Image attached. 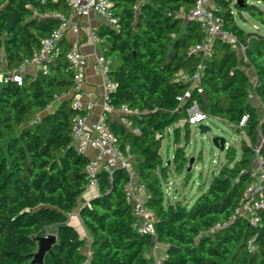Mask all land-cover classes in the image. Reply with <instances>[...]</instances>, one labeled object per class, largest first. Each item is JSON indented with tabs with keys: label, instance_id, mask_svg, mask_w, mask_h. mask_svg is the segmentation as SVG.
<instances>
[{
	"label": "trees",
	"instance_id": "obj_1",
	"mask_svg": "<svg viewBox=\"0 0 264 264\" xmlns=\"http://www.w3.org/2000/svg\"><path fill=\"white\" fill-rule=\"evenodd\" d=\"M193 6L194 0H111L116 24L96 31L109 61L107 78L114 85L107 94L109 107L125 105L137 111L128 117L131 128L107 117L105 122L120 149L128 147L134 158L148 195L144 205L154 215V236L132 227L136 218L123 195L127 176L122 169L99 171L97 194L78 207L86 189L88 159L76 152L71 126L76 114L87 112H77L72 100L63 97L73 86V70L65 57L70 46L48 63L47 74L25 75L21 86L0 79V264H29L37 238L51 228L56 242L44 264H151L147 254L154 241L164 247L161 264H264V209L255 226L239 217L210 232L228 222L239 206L249 183L250 155L260 134L264 136V32L247 31L236 18L246 12L264 25V0H215V14L236 44L215 43L212 58L201 69L203 94L191 91L180 101L201 63L191 52L203 39L201 27L181 16ZM69 12L67 0H0V73L1 57L4 75L15 70L59 26L53 15L66 18ZM63 45L62 39V51ZM231 46L243 47L246 61L237 59ZM239 64L254 71L256 85L249 83ZM249 93L259 97L260 112L248 102ZM193 99L206 116L245 133L251 145L243 142L237 160L228 148L227 164L208 187L201 182L200 195L188 206L179 199L168 202L164 195L160 149L165 131L178 120L184 121L188 136L185 119ZM243 115L248 119L239 127ZM173 161L180 174L186 162L181 148ZM76 208L85 238L69 223L68 215ZM249 239L254 240L252 253L247 251Z\"/></svg>",
	"mask_w": 264,
	"mask_h": 264
},
{
	"label": "built area",
	"instance_id": "obj_2",
	"mask_svg": "<svg viewBox=\"0 0 264 264\" xmlns=\"http://www.w3.org/2000/svg\"><path fill=\"white\" fill-rule=\"evenodd\" d=\"M67 4L71 11L78 17L87 16L91 12H96L106 19L107 25L114 26L116 24V20L110 13L111 0H67ZM181 16L187 21L194 20L199 23L203 33V39L191 47V52L200 56L201 63L189 78L190 88L180 98V101L190 97L191 91L197 95L203 94V88L200 85L201 69L205 61L212 58L215 43L223 41L231 45L236 44L235 37L223 29L222 19L215 14L214 6H210L208 0H194V6L191 11L187 14L182 12ZM53 17L60 21L59 26L41 41L38 51L30 59L23 61L18 68L3 75L1 79H4L5 82L11 80L18 86H21L25 75L48 73L47 65L62 52L60 41L70 28V22L63 15L56 13ZM73 30L76 31L77 29L73 28ZM252 31L264 32V25L257 24ZM89 37L92 42L96 44L100 43V39L96 33H90ZM238 49L246 61L243 47L239 46ZM65 57L73 70V86L70 92L63 97H72V108L80 112L82 111L81 97L84 95L83 71L86 66V59L80 53L77 43L70 45ZM97 63L105 81V89L108 92L114 88V85L107 78L109 61L106 60L103 54H100L97 57ZM30 69H33V73L29 72ZM255 77L253 75V79ZM254 82L253 85H256L257 80L255 79ZM256 97L260 102L259 97ZM107 110L122 114L121 124L127 128L132 127V122L128 117L137 114V111L129 109L125 105L118 108L108 107ZM207 117L201 111L198 100L193 99L187 109L185 121L190 126H195L202 124L207 120ZM247 119L248 115H243L238 126L244 127ZM132 132L138 133V130L132 128ZM71 139L76 152L88 159V163L84 169L87 177L85 192L90 189H97L95 175L99 171H106L112 174L116 168L124 170L127 180L123 187V195L126 202L131 205L132 214L136 218V222L132 227L139 234L154 236L152 225L154 215L144 205L145 200L148 198L145 186L137 177V172L133 167L134 160L129 154V148L126 147L124 151L120 149L118 139L109 130L105 122V117H100L96 123H89L87 116L76 114L72 119ZM262 149H264V136L260 134L259 142L253 149L255 161L248 170L249 183L242 193L239 206L235 209L228 222L211 228L210 232L225 227L229 222L235 221L239 217L245 218L249 224L254 226L260 222L258 212L264 209V155L261 154ZM90 151H94V154L91 156L89 155ZM254 249V240L249 239L247 241V251L252 253Z\"/></svg>",
	"mask_w": 264,
	"mask_h": 264
},
{
	"label": "rangeland",
	"instance_id": "obj_3",
	"mask_svg": "<svg viewBox=\"0 0 264 264\" xmlns=\"http://www.w3.org/2000/svg\"><path fill=\"white\" fill-rule=\"evenodd\" d=\"M247 2L251 3L252 0H247ZM236 18L238 24L247 31L252 30L254 26L257 25L254 19L246 12L239 13ZM219 46L220 45L218 44L217 47ZM231 47L232 50H234L237 59L245 60L238 48H235V46ZM62 53L64 54L65 51L63 50ZM239 67L245 71L249 83L253 85L256 79V77L253 79V75H255L254 71L242 64H239ZM2 71H5L4 66H2ZM1 77L2 75L0 73V79ZM248 102L258 112L261 111V103L257 100L256 96H252V94L249 93ZM52 109L53 107L48 109V111H51ZM184 124L183 120H178L165 131L160 149L163 167L162 171L165 172V176L160 179L164 195L168 202H173L175 199H179L188 206H191L200 195L199 187L201 182H204L205 187H208L213 176L216 175L223 165H226L228 162L226 151L220 152L212 145L211 139L213 137H221L225 139V146L233 150L234 158L236 160L242 156L243 142L246 145H251V142L245 133L239 134L233 131L224 121L217 117H207V120L202 124H197L195 126L189 125L187 137H185L186 132ZM199 125L208 127L209 131L201 134L198 129ZM258 142L259 138L257 139L256 145ZM177 148H181L186 157L185 165L180 174L176 171L173 161L174 152ZM191 158H193V163L189 165V160ZM254 161L255 156L252 154L249 158L250 167L254 164ZM160 172L157 174L160 175ZM185 176H190V178H187L186 183L184 182ZM78 229L79 232L87 237L86 231L80 225H78ZM46 235H55V233L51 228L46 231L45 236ZM86 249L87 248L83 251L89 253Z\"/></svg>",
	"mask_w": 264,
	"mask_h": 264
},
{
	"label": "crops",
	"instance_id": "obj_4",
	"mask_svg": "<svg viewBox=\"0 0 264 264\" xmlns=\"http://www.w3.org/2000/svg\"><path fill=\"white\" fill-rule=\"evenodd\" d=\"M141 1L142 0H138V3ZM208 2L210 6H214L215 4V0H208ZM66 18L70 22V28L66 31L63 38V50L66 51L72 43H77L80 53L86 59V66L83 71L84 95L81 97V105L82 110L87 112L88 122L96 123L100 117L103 116L109 118L110 121H115L121 124L123 115L107 110L109 107L107 103L108 92L105 89V81L97 63V57L100 54H103L102 45L101 43L96 44L92 42L89 37L90 33H96L97 30L104 25H107L106 19L96 12H91L87 16L78 17L71 11V9ZM73 28H76L77 30L74 31ZM1 60L2 66L5 68L6 65L3 57H1ZM29 72L33 73V69H30ZM1 75H4V71H2ZM252 96L257 95L253 93ZM93 154L94 151L89 152L90 156ZM96 194L97 189H90L82 195L78 204L81 205L84 202H88L90 197ZM68 217L69 223L76 229L82 238H85L86 236L79 232L78 229V225H80L85 230L79 217V208L74 209ZM85 248L89 251L88 247ZM85 254L89 255V253ZM147 255L151 259V264H161V261L165 256L163 245L154 241Z\"/></svg>",
	"mask_w": 264,
	"mask_h": 264
},
{
	"label": "water",
	"instance_id": "obj_5",
	"mask_svg": "<svg viewBox=\"0 0 264 264\" xmlns=\"http://www.w3.org/2000/svg\"><path fill=\"white\" fill-rule=\"evenodd\" d=\"M238 2H241L238 0ZM68 100H72V97H68ZM198 129L201 134L209 131L208 127L199 125ZM212 145L220 152L227 151L228 147L225 146V139L221 137H213L211 139ZM193 163V158L189 160V165ZM120 169V168H119ZM79 205V204H78ZM80 206V205H79ZM56 242V235H46L37 238V249L31 255V261L29 264H44L45 258L51 253L54 243Z\"/></svg>",
	"mask_w": 264,
	"mask_h": 264
}]
</instances>
